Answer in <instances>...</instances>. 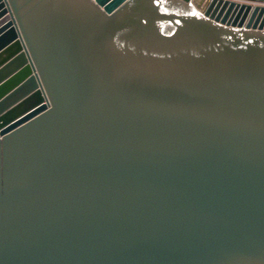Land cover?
Here are the masks:
<instances>
[{"label": "water", "instance_id": "obj_1", "mask_svg": "<svg viewBox=\"0 0 264 264\" xmlns=\"http://www.w3.org/2000/svg\"><path fill=\"white\" fill-rule=\"evenodd\" d=\"M0 264H264V0H0Z\"/></svg>", "mask_w": 264, "mask_h": 264}, {"label": "snow or ice", "instance_id": "obj_2", "mask_svg": "<svg viewBox=\"0 0 264 264\" xmlns=\"http://www.w3.org/2000/svg\"><path fill=\"white\" fill-rule=\"evenodd\" d=\"M156 3L159 4V3H160V0H156ZM165 10H167V9H165ZM192 14H193V15H200V13H198V12H193Z\"/></svg>", "mask_w": 264, "mask_h": 264}]
</instances>
